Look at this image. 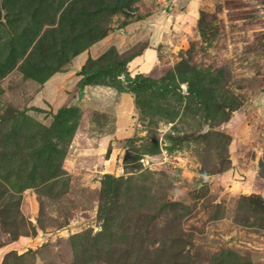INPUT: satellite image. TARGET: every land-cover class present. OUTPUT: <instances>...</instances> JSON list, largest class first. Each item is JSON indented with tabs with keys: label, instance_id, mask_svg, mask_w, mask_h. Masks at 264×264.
<instances>
[{
	"label": "rangeland",
	"instance_id": "rangeland-1",
	"mask_svg": "<svg viewBox=\"0 0 264 264\" xmlns=\"http://www.w3.org/2000/svg\"><path fill=\"white\" fill-rule=\"evenodd\" d=\"M187 3L0 0V264H264V0Z\"/></svg>",
	"mask_w": 264,
	"mask_h": 264
},
{
	"label": "crops",
	"instance_id": "crops-1",
	"mask_svg": "<svg viewBox=\"0 0 264 264\" xmlns=\"http://www.w3.org/2000/svg\"><path fill=\"white\" fill-rule=\"evenodd\" d=\"M187 1L189 4V8H187V11H192L190 7H192L191 0H160L162 9L161 12L158 14L157 17H154V19L147 20L146 23L139 24L140 33H136L135 35L131 36V40L127 41L125 38H118L119 43L121 44V50L125 51L132 45H135L139 43L142 39L147 40V44L143 47L141 54L137 55L130 63L134 66H138V64L145 65V67L148 65V61L152 60L153 56H155L156 53H159L160 49L167 48V43L170 42L171 35L168 33H165V29L168 28L169 30L172 29V25L174 21L172 22H166L167 15L175 14L177 12V6L179 4L184 3ZM186 13V12H185ZM167 25V26H165ZM162 27V28H160ZM108 91V92H107ZM83 94L86 96H89L95 103L97 99L95 98V95L101 96L102 99L99 100V102H103L104 99L108 100L107 106L105 108H101L104 111H107L109 115L112 117L113 121H108L113 125L112 133H108L105 137V142L112 141V143L117 142V137L120 133L123 131H126L124 127H120L121 124H123L124 118V102L126 100L128 101L131 97L129 93L117 91L115 88L108 87V89L103 85H96L91 86V88H84L82 91ZM129 95V96H128ZM119 100V101H118ZM121 100V101H120ZM98 102V101H97ZM243 154L241 152H234V159L235 162L239 163L241 162Z\"/></svg>",
	"mask_w": 264,
	"mask_h": 264
},
{
	"label": "trees",
	"instance_id": "trees-1",
	"mask_svg": "<svg viewBox=\"0 0 264 264\" xmlns=\"http://www.w3.org/2000/svg\"><path fill=\"white\" fill-rule=\"evenodd\" d=\"M95 73H96V72L86 73V74L84 75V77L81 79L80 86L82 87V88H81L82 91H83V89H84V86L87 85V84H89L90 81L93 79Z\"/></svg>",
	"mask_w": 264,
	"mask_h": 264
}]
</instances>
